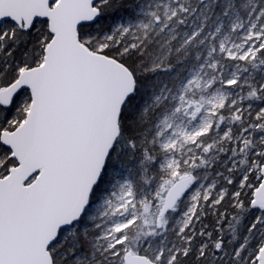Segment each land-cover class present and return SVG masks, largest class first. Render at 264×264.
Returning a JSON list of instances; mask_svg holds the SVG:
<instances>
[{"label": "snow or ice", "instance_id": "snow-or-ice-1", "mask_svg": "<svg viewBox=\"0 0 264 264\" xmlns=\"http://www.w3.org/2000/svg\"><path fill=\"white\" fill-rule=\"evenodd\" d=\"M0 264H264V0H0Z\"/></svg>", "mask_w": 264, "mask_h": 264}]
</instances>
